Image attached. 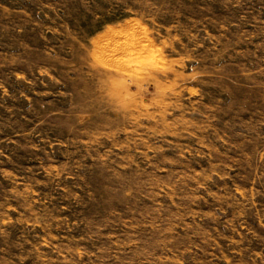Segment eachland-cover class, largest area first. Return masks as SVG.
<instances>
[{
    "label": "rangeland",
    "instance_id": "obj_1",
    "mask_svg": "<svg viewBox=\"0 0 264 264\" xmlns=\"http://www.w3.org/2000/svg\"><path fill=\"white\" fill-rule=\"evenodd\" d=\"M0 264H264V0H0Z\"/></svg>",
    "mask_w": 264,
    "mask_h": 264
},
{
    "label": "bare ground",
    "instance_id": "obj_2",
    "mask_svg": "<svg viewBox=\"0 0 264 264\" xmlns=\"http://www.w3.org/2000/svg\"><path fill=\"white\" fill-rule=\"evenodd\" d=\"M120 42V41H119Z\"/></svg>",
    "mask_w": 264,
    "mask_h": 264
}]
</instances>
